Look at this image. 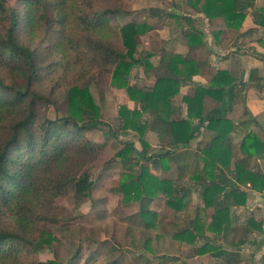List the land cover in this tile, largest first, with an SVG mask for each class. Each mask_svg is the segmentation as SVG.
Here are the masks:
<instances>
[{
  "label": "trees",
  "instance_id": "1",
  "mask_svg": "<svg viewBox=\"0 0 264 264\" xmlns=\"http://www.w3.org/2000/svg\"><path fill=\"white\" fill-rule=\"evenodd\" d=\"M17 1L19 7H7L6 0H0V24L3 26L0 60L13 64L25 77L20 85L7 84L0 77V264H27L23 259L25 251L33 248L36 252L56 241L53 235L43 231L36 240L32 237L34 226L45 221L36 214L38 202L43 204L45 200L49 204V196L60 195L68 189L81 198H88L96 186L85 171L72 169L78 165L79 157L93 150L83 134L92 128L91 124L100 123L99 107L86 85L70 84L61 96L65 107L63 115L53 120L39 115L38 105L54 104V101L32 87L39 67L33 51L20 40V31L30 40L39 35L47 38L51 51L64 59L79 63L86 58L109 69L110 85L123 89L135 103L133 108L119 109L118 121L121 132L132 131L137 135L141 146L138 154L143 162L150 161L155 167L161 163L164 170L174 165L178 179L182 175L178 163L183 149L189 148L198 130L214 134L193 153L196 158L191 173L193 182L180 188L175 185L176 181L151 175L140 163L134 143L122 142L115 160L124 172L111 192L121 194L124 206L137 202L138 211L124 220L136 222L139 218L149 230L151 222L157 220L156 214L148 208L151 204L163 197L175 218L185 211V201L192 193L200 191L204 212L207 211L206 216L210 218L205 229L221 236L222 244L203 241L192 250L191 256L207 254L225 264H242L244 260L239 249L254 235H263V222L250 217L236 226L231 209L246 204L247 193L240 186L249 185L258 193L264 192V174L258 166L249 163L251 158H264V141L248 131L238 144L243 158L232 161L230 137L235 122L226 114L210 113L218 110L227 98L232 102L235 89L243 97L248 84H261L264 79L257 78L251 71L245 83L239 81L235 72L217 70L208 76L207 85L187 90L181 98L186 117L175 119L173 98L183 85L202 74L207 67L205 63L162 50L157 66H153L148 61L151 53L137 51L139 36L150 26L134 21L118 25L119 14H131L122 5L103 7L99 0ZM185 3L194 12L204 15L207 21H223L231 31H239L246 11L254 8V0H185ZM180 21L184 25L180 33L189 50L200 47L202 36L193 27L194 20L180 17ZM258 32L264 33V9L261 8L253 17V26L240 36ZM113 38L120 42V47L112 42ZM252 55L264 61V55L257 52ZM135 66H141L153 76L150 88L128 83ZM251 124H254L252 117L243 105L239 125L247 130ZM194 126L198 129L196 133H193ZM147 132L156 135L160 145L158 151L150 152L144 140ZM112 136L116 138L117 134L113 132ZM199 162L201 169L198 170ZM196 222L188 220L187 228H178L172 238L194 245L204 236L203 226ZM34 264L58 263L48 260Z\"/></svg>",
  "mask_w": 264,
  "mask_h": 264
},
{
  "label": "rangeland",
  "instance_id": "2",
  "mask_svg": "<svg viewBox=\"0 0 264 264\" xmlns=\"http://www.w3.org/2000/svg\"><path fill=\"white\" fill-rule=\"evenodd\" d=\"M98 3L103 7L122 5L125 10L130 11L129 16L118 15L116 20L118 25L134 21L150 26L148 31L139 36L137 51L138 53H151L152 56L148 61L153 66H157L162 50H179L188 54L187 57H194V51L189 50L185 44V38L181 35V28L184 25H181L180 17L196 19L197 16L203 17V15L194 12L186 5L185 0H99ZM6 6L19 7L17 0H6ZM260 8L264 9V0H254V8L246 11L241 30L245 31L253 25V17L257 9ZM195 19L193 27L201 33L203 43L210 42V46L219 44L216 46L221 47L229 45V47L238 48V51H245L254 57L252 54L255 51H251L247 42L240 37L239 31L226 30V26L221 20L203 23L201 18L199 22ZM2 31L3 26L0 24V35ZM261 36L264 37V34L260 33L247 39L253 42ZM19 37L37 58L39 70L37 80L32 86L33 89L46 97L49 96L50 98H48L54 101V104L38 105L39 115L46 116L50 120L61 117L65 110L64 100L61 96L65 87L70 84L86 85L100 110V123L91 124L92 128L87 129L83 134L84 140L93 150L86 156L79 157L78 165L75 164L76 167L72 169L79 168V170L85 171L96 186L88 198H81L73 190L68 189L60 195L49 196V204L45 200L42 202L43 204L38 202L35 209L36 214L43 217L45 221L34 226L32 237L36 240L40 232L43 231L53 235L56 241L40 250L36 249V252L33 251V248L25 251L26 253L23 254L25 263L34 264L37 261L55 260L58 264H225L224 261L213 259L207 254L191 256L192 250L201 245L203 241H210L215 245L222 244L221 236L207 232L205 229L210 218L206 216L208 212H204L206 209L204 210L200 191L192 193L185 201V211L177 214L175 218L167 208L164 198L160 196L161 199L157 203L148 207L156 214L155 218H157L155 222H151L152 227L149 230L141 224L139 218L136 222L124 220L135 215L134 213L138 211V203L132 202L124 206L121 194L111 192L117 187L124 172L122 165L118 160H115L122 142L134 143L140 163L147 168L151 175L172 182L176 181L175 185L180 188L193 182L191 173L196 163L193 153L200 145L207 143L209 134L203 129L198 130L196 126L193 127V133H196L197 130L199 133L189 148L183 150L181 161L179 160L178 163L182 175L178 179L174 165H169V170H164V166L160 162H158L160 163L158 167L153 166L150 161L143 162L138 154L141 146L138 143L137 135L132 131L121 132L118 121L119 109L121 107L133 108L135 103L129 100L123 89H116L110 85L109 69L91 62L90 59L86 60V58L79 63L74 62L73 58V60L64 59L60 54L51 51L47 38L41 35L30 40L27 34L20 31ZM112 42L120 47V42L117 39L113 38ZM198 58L203 59L200 56ZM205 73L208 75L207 72ZM0 77L7 84L14 82L19 84L21 79H25L13 64L1 60ZM24 83L21 85L22 87ZM128 83L139 88H150L154 83V78L150 73H146L141 66H135L129 74ZM183 87L185 86L180 88L179 94ZM179 94L172 100L174 108L177 106L181 108L182 102ZM241 107L242 97L237 95L232 101L229 112V116L233 117L236 123L241 120ZM113 132L117 134L116 138L112 136ZM144 140L151 148L150 152L159 150L160 145L154 133L147 132L144 135ZM233 155L235 159L240 157L236 149H234ZM232 161L235 162L234 159ZM254 162L253 160L252 163ZM196 166L198 170L201 169L200 162ZM248 186L246 185V187ZM246 205H254L256 210L250 212L247 208L243 210L231 209L235 219L234 225L237 226L239 223L247 221L250 215H254L258 221H264L262 218L264 212L262 195L247 197ZM258 205L260 206L258 207ZM188 220H197L204 229L203 239L198 240L194 245L184 244L182 241L172 238L178 228H187ZM250 249H252L250 245L240 248L243 250L244 257H248L251 253ZM243 260L242 264L251 263L250 258ZM263 263L264 259L258 262V264Z\"/></svg>",
  "mask_w": 264,
  "mask_h": 264
},
{
  "label": "crops",
  "instance_id": "3",
  "mask_svg": "<svg viewBox=\"0 0 264 264\" xmlns=\"http://www.w3.org/2000/svg\"><path fill=\"white\" fill-rule=\"evenodd\" d=\"M200 18L202 19L203 23L209 22L204 17V15H203V17L197 16L196 19L195 18L194 19L196 21L198 20V22H199L201 20ZM215 22H218V21L215 20ZM252 26L253 25H251L247 29L251 28ZM202 27H203V25H202ZM247 29H245V31ZM202 31L204 32V30H202ZM228 31H231V30H228ZM232 32H236V31H232ZM243 32H244L243 30H241V29L239 30L240 35ZM260 33L261 32H258L257 34H260ZM257 34H255V35H257ZM262 34H264V33H262ZM255 35H252V36H255ZM252 36H243V37L240 36V37H242V39H244V41L247 42V45L250 46L251 51L254 50L257 53L264 55V37H262V36H261V38L258 37V38H256L255 41L250 42L249 39ZM247 38H249V39H247ZM205 44L206 43H203V45H201L200 47L192 49L191 51H194L193 52L194 57L191 56L190 58L194 59L196 61H201V62L205 63L207 65V67L202 72V74L194 76L190 83L183 85L185 87H183V89L181 90V93L179 94L180 100H181L182 96L184 95L183 93L185 92L186 89H189L190 87L197 86V85H204V86L207 85L208 84V76H210L211 74H213L217 70H226V71L235 72L239 81L245 82V83L248 81L249 74L251 71H253V73H255L257 78L264 79V61L256 59L254 57H251L250 55H248V53H245V51H241V50L238 51V48L236 49V48L229 47V45L221 47V46H216L219 44H216V45L211 44V46H210V42H208L206 45ZM173 53L179 54L183 57L188 55V54L183 53L182 51H179V50H175V51H173ZM198 56H200V58H203V59H199ZM205 72H207L208 75H206ZM236 90L237 89H235V92H234V99L237 95L242 97V94L238 93ZM181 104H182L181 108H178V106L174 108V106H173V108L175 109V113H174L173 117L175 119H182V118L186 117V112H185L186 107L183 103H181ZM172 105H173V103H172ZM243 105H244V108H246L248 110L250 116L252 117L253 123H254V124H251L247 130L244 127H242L241 125H239V122L242 120ZM225 106L226 107L228 106V107L226 108ZM231 106H232V102H230V99L227 98L226 101L221 105V107L218 110H213L210 114L211 115H219V114L224 115V114H226L227 117L233 119V117L229 116V112L231 111ZM241 110H242V113L240 115L241 120L238 123L235 122V130L231 134V137H230L231 143L233 145V154H234V149L238 150V144L240 143V141L243 138V136L245 135V133H247L248 131L253 132L262 141H264V81L261 84L252 83V84L247 85V87L244 90L243 97H242ZM177 116H178V118H177ZM233 121H234V119H233ZM207 133L209 134V140H211L213 138L214 134L211 132H207ZM238 153H239V151H238ZM239 156L240 157L238 159H235L234 155H233V159L235 161H238V160L243 158L240 153H239ZM253 160L255 161L254 163H252ZM249 163H250V166H255V165L258 166L259 170L262 171V173L264 174V169H263L264 158H258V157L251 158V159H249ZM240 187H241L242 191L247 193V197H250V196L254 197V196H259V195L264 196V192L262 194L258 193L256 191L250 189L249 186L248 187L240 186ZM246 202H247V198H246ZM247 206H249V207H247ZM259 206L260 205H258V207ZM245 208H247L248 211H250V212L256 210L255 209L256 207H254V205H246V204L244 206H241V207H234L233 209L243 210ZM235 216L237 217V215H235ZM250 217L257 220L254 217V215H250L248 217V219ZM262 218L264 220V212H263ZM245 222L246 221L241 222L238 225L243 224ZM245 245L252 246V249H250L251 253L248 255V257H244L243 250L239 249L240 254H241V258H243V259H246V258L249 259L250 258V260H251L250 264H258L259 260L264 259V224H263V235H254L253 238Z\"/></svg>",
  "mask_w": 264,
  "mask_h": 264
}]
</instances>
